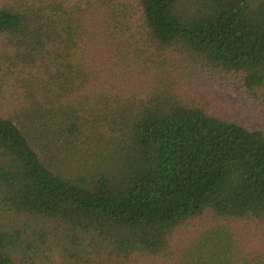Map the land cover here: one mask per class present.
<instances>
[{
    "label": "trees",
    "instance_id": "1",
    "mask_svg": "<svg viewBox=\"0 0 264 264\" xmlns=\"http://www.w3.org/2000/svg\"><path fill=\"white\" fill-rule=\"evenodd\" d=\"M142 260L264 264V0H0V264Z\"/></svg>",
    "mask_w": 264,
    "mask_h": 264
},
{
    "label": "rangeland",
    "instance_id": "2",
    "mask_svg": "<svg viewBox=\"0 0 264 264\" xmlns=\"http://www.w3.org/2000/svg\"><path fill=\"white\" fill-rule=\"evenodd\" d=\"M190 79L188 84L191 91L213 111L243 124L259 125L261 122L262 113L250 103L243 93L220 85L201 70L197 71ZM137 264H153V262L142 260Z\"/></svg>",
    "mask_w": 264,
    "mask_h": 264
}]
</instances>
